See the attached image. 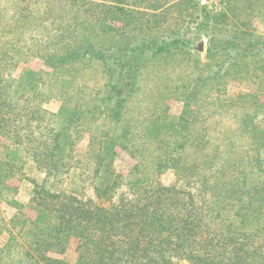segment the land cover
Segmentation results:
<instances>
[{"label": "rangeland", "instance_id": "1", "mask_svg": "<svg viewBox=\"0 0 264 264\" xmlns=\"http://www.w3.org/2000/svg\"><path fill=\"white\" fill-rule=\"evenodd\" d=\"M184 1H174L166 6L163 13L150 12L145 16L140 15L141 9L137 7L129 6L128 9L138 12L133 14V19L138 24L149 21L147 24L153 34L171 36L175 32H180V35L184 32L185 35L196 17L202 18L205 13L218 15L225 11L227 3V0H216L203 6L202 0H193L191 6L188 3L182 4ZM48 4H51L52 11H56L61 5H66V9L69 10L74 2L0 0V59L3 49L8 52L9 65L8 69L0 67L3 81L1 85L3 92H6L0 94L1 110H3V113H0V120L6 121L0 122V132H3L0 135V174L5 177L3 184L5 186L0 192V264H6L7 262L4 261L7 259L18 260L20 264H31L32 261L26 253L30 240L36 237L35 232L30 233V229L39 216L32 209L36 207L34 201L42 204L40 208L47 209L50 214V220L44 223L56 222L62 199L39 195L37 191L40 192L42 185L47 192L56 194L65 191L66 195L73 199H76V194H84L87 201L90 198L96 199L91 186L92 181L98 180L101 184L103 180L120 176L124 182L117 191L130 197L127 186L131 178L133 181L134 178L135 180L140 178L144 185L157 182L163 186L177 184L180 189L184 182L196 179L197 175L215 180L220 177L226 178L228 174L238 176L236 168L243 171V167H247L251 171L256 158V149L264 150V109L260 112L258 108L264 104V92L261 91L262 86L258 83L256 86L242 76L227 78L223 87L219 86L224 92L222 90L218 93L215 89L208 92V101L215 98L222 102H217L219 104L216 105H204L200 114L201 119L192 132L202 130L204 144L201 151H197V145L194 143H182L184 149H181L179 142L183 141V138L180 135L184 133L173 132V129L174 131L178 129L177 125L188 100L182 97L178 101L172 91L174 87L170 86L168 80H162L159 89L151 92L153 90L151 72L145 73L139 80L137 76L135 92L121 109L119 119H110L114 112L108 115L95 112L96 115L93 112L85 116L82 110L92 111L93 106L98 104L97 100L105 96L108 82L106 69L99 66L98 62L87 65L88 63L79 64L70 59L59 60L66 55L58 51L63 43L59 42V39L58 41L54 39L55 32L51 30L50 22L46 24V29L35 31L37 34L26 33L21 37L16 36L18 32L27 31L26 9L34 10L36 17L40 18L41 22H45L52 16L47 12ZM83 10L78 8L79 17L84 14ZM151 14L160 16L153 18L150 17ZM96 15L97 30H101L99 33H93L91 22L81 26V30L78 31V35L83 34L82 38L92 40L83 39L85 43L91 42L100 49L109 44L112 36L129 34L128 27H124L119 19L111 16L110 21L105 23L103 20L100 21L102 15ZM17 19H20V22L9 30L10 20ZM20 23L23 24V28L18 27ZM37 25L41 23L37 22L35 26ZM69 25L71 29L77 27L73 21H70ZM229 32L237 35L240 40L250 34L232 26H229ZM141 34H147L145 26H142L140 36ZM252 34L264 36L261 17L253 20ZM28 37L36 41L37 51L36 46L29 41L25 45L29 51L22 50L20 57L22 41ZM202 41L205 42V51L200 54L205 58L206 41H198L196 48ZM38 46L43 47L40 54ZM161 61L160 59L158 65L165 66L166 69H161V73H164L163 76L166 78L167 76L171 78L172 67L178 62L167 60L161 63ZM1 65H5V62L0 60ZM54 72L58 74L46 76ZM152 72L154 74V70ZM61 74H64V77H61ZM190 102L192 104L187 111L188 121L193 120L196 110L194 102L192 100ZM21 122L22 128L19 127V130L25 125L31 127L28 130L31 135L28 138L30 142L13 139V133L17 130L15 128L17 125L20 126ZM8 131L11 133L7 134ZM225 136L229 137L231 142L225 141ZM29 145L32 148L37 146L41 150H31ZM215 148H218L216 153ZM45 153L49 155L48 160L63 158L64 164L59 170L53 165L44 164ZM100 160L106 162L102 169L95 172ZM136 166L139 167L134 171ZM259 175L264 177V173L247 176L246 185L250 186L251 182L257 179L262 181L259 186L264 188V178ZM144 185L140 183V187ZM136 186L138 187V184ZM249 186L246 187V193L249 191ZM188 191L196 193L197 189L190 188ZM74 203L77 205L76 201ZM20 212L22 216L33 221L29 222L31 225H26L20 216L14 218L15 214ZM60 248L62 249L58 253ZM60 248L51 249L49 255L46 252L44 254L74 264L80 252L78 240L70 239ZM31 254L36 256V252Z\"/></svg>", "mask_w": 264, "mask_h": 264}, {"label": "trees", "instance_id": "2", "mask_svg": "<svg viewBox=\"0 0 264 264\" xmlns=\"http://www.w3.org/2000/svg\"><path fill=\"white\" fill-rule=\"evenodd\" d=\"M64 1L67 0H60ZM71 1L74 5H70L69 10L66 5H61L56 11H52L51 4H48L47 12L52 16L45 22L36 17L34 10L27 8V31L18 32L16 36L37 34L35 31L46 29V24L50 22L51 30L55 32L54 39L63 43L58 51L66 55L59 60L70 59L79 64L88 63L87 65L98 62L99 66L106 69L108 82L105 96L97 100L98 104L93 106L92 111L82 110L85 116L93 112L96 115L95 112L101 115L114 112L110 119H119L121 109L135 92L137 76L139 80L145 73L151 72V92L159 89L162 80H168L170 86L174 87V97L178 101L182 97L188 100L177 125L178 129H173V132L184 133L180 135L183 138V141L179 142L181 149H184L182 143H194L197 145V151H201L204 144L202 130L192 132L201 119L204 105L222 102L215 98L208 101V92L215 89L221 93L223 89L219 86L223 87L225 80L230 76H242L256 86L258 83L264 92V36L252 34V23L256 17H261L264 24V0H227L224 12L218 15L205 13L202 18L196 17L185 35L184 32L181 35L180 32H175L171 36L153 34L147 24L149 21L138 24L133 19V14L138 12L128 7L141 9L140 15L145 16L150 12L163 13L166 6L177 0H97L102 1L101 3H91L89 0ZM187 3L192 6L193 0H185L182 4ZM78 8L84 9L81 17L77 15ZM96 14L102 15L100 21L105 23L110 21L111 16L119 19L124 27H128L129 34L119 37L113 34L109 44L100 49L91 42L85 43L83 39H90L82 38L83 34L78 35V31L81 26L91 22L93 33H99L101 30H97ZM158 16L160 15H150L153 18ZM10 21L9 30L17 25L20 19ZM70 21L77 27L71 29ZM37 22L41 25L35 26ZM141 25L146 27V35L140 36ZM229 26L250 34L240 40L237 35L229 32ZM18 27L23 28V24L20 23ZM32 27L33 30L30 29ZM70 29L71 32L67 34ZM201 40H205L207 45L205 58L196 50V44ZM29 41L36 46L37 51L36 41L30 37L24 38L22 49L19 51L20 57L22 50L29 51L25 47ZM55 45L57 46V43ZM42 49L43 47L38 46L39 54ZM55 50L58 52L57 48ZM1 56L0 60L5 62V65L0 67L8 69V52L2 49ZM160 59L161 63L167 60L178 62L172 67L171 78H166L164 73H161L165 66L158 65ZM55 74L58 73L46 76ZM61 75L64 77V74ZM1 83L3 81L0 74V94L3 95L6 92H3ZM190 100L196 105L192 121L187 119V111L192 104L189 103ZM254 105L256 106L257 102ZM258 108L261 112L264 104ZM1 112L3 113L0 104ZM19 127L22 128V122L20 126H16L13 139L30 142L28 138L31 135L28 130L31 127L25 125L21 130ZM2 133L0 132V135ZM3 137L8 138L5 135ZM224 139L231 142L227 136ZM29 148L41 150L37 146L32 148L29 145ZM214 150L216 153L218 148ZM195 153L197 155V152ZM44 155L46 166L53 165L59 170L64 164L62 157L59 160H48L49 155ZM54 156L57 154L54 153ZM105 162L106 160H100L95 172L102 169ZM253 163L251 171L247 167H243V171L236 168V177L234 174H228L226 178L210 180L197 175L196 179L184 182L180 189L177 184L163 186L157 182L144 185L140 178H134V181L131 178L128 183L130 187L127 186L130 197L118 192L124 182L120 176L103 180L101 184L98 180L92 181L96 199L90 198L87 201L84 194H76V199L69 198L65 191L56 194L48 191L51 193L49 194L42 185L40 192L37 191L39 195L62 199L56 222L44 223L50 220V214L47 209L42 210V204H37V201H34L36 207L32 208L39 215L37 220L33 222L30 218L22 216L21 212L15 214L14 218L20 216L26 225H31L30 221L33 222L30 233L35 232L36 238L30 240L26 253L32 261L31 264H71L47 255L51 249L63 247L73 238L78 240L80 245L79 256L74 264H264V188L259 186L262 181L257 179V182L252 181L250 186L246 185L247 176L264 173V150L256 149ZM237 166L240 167L239 164ZM138 167L136 166L134 171H137ZM4 178V175L0 174V192L5 186ZM140 183L144 186L140 187ZM248 186L249 191L246 193ZM190 188L197 189V192L188 191ZM31 252H36V256ZM4 262L20 264V261L14 259Z\"/></svg>", "mask_w": 264, "mask_h": 264}, {"label": "water", "instance_id": "3", "mask_svg": "<svg viewBox=\"0 0 264 264\" xmlns=\"http://www.w3.org/2000/svg\"><path fill=\"white\" fill-rule=\"evenodd\" d=\"M199 53H203L205 51V42L202 41L198 44V47L196 49Z\"/></svg>", "mask_w": 264, "mask_h": 264}, {"label": "built area", "instance_id": "4", "mask_svg": "<svg viewBox=\"0 0 264 264\" xmlns=\"http://www.w3.org/2000/svg\"><path fill=\"white\" fill-rule=\"evenodd\" d=\"M210 2H216V0H202V5L206 6L208 5Z\"/></svg>", "mask_w": 264, "mask_h": 264}]
</instances>
